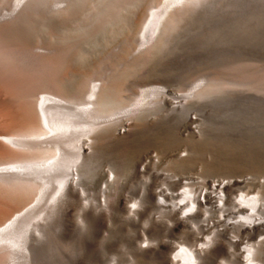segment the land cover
I'll use <instances>...</instances> for the list:
<instances>
[{
	"label": "bare ground",
	"instance_id": "bare-ground-1",
	"mask_svg": "<svg viewBox=\"0 0 264 264\" xmlns=\"http://www.w3.org/2000/svg\"><path fill=\"white\" fill-rule=\"evenodd\" d=\"M86 1L11 0L10 8L0 12L5 32L0 35V77L48 67L39 65L46 54L13 44L10 37L29 35L35 20L46 15L69 18ZM136 1L110 0L101 13L98 9V17L111 22L122 7ZM182 22L186 25L179 27ZM177 25L174 31L179 32L168 39L173 46L168 49L166 36ZM140 32L141 53L164 54L168 49L166 54L178 57L180 48L192 46L198 64L206 57H235L234 63L225 77L205 74L180 95L155 85L121 101L106 97L105 84L93 83L81 103L63 94L37 97V124L5 137L28 153L0 161V189L11 197H35L0 222V264H86L84 259L92 256V233L104 226L130 253L122 256L129 264H264V179L253 183L252 176L241 175L209 180L165 172L156 185L160 175L151 167L156 159H142L145 151L132 153L144 137L162 134L171 124L180 130L199 120L194 109L210 112L203 129L192 127L198 134L215 139L264 135V96L258 93L264 90V79L255 78L256 65L242 63V55L258 57L261 50L255 47L264 44V0H161ZM249 73L256 75L253 80ZM237 87L244 90L229 89ZM19 99L20 109L30 110L28 96ZM183 158L180 168L185 170L188 161ZM97 160L111 164L112 183L95 192L84 180L98 172ZM123 160L124 170L118 168ZM221 166L226 164L215 162L207 173L222 174L226 168ZM137 174L145 177L134 196L138 189L132 191L131 183ZM125 226L131 233L125 234ZM163 230L179 232L180 242L162 236Z\"/></svg>",
	"mask_w": 264,
	"mask_h": 264
},
{
	"label": "rangeland",
	"instance_id": "rangeland-1",
	"mask_svg": "<svg viewBox=\"0 0 264 264\" xmlns=\"http://www.w3.org/2000/svg\"><path fill=\"white\" fill-rule=\"evenodd\" d=\"M109 1L87 0L69 18L58 17L50 19V17H46L48 15L44 16V19L37 18L35 20L36 25L34 24L32 27L34 30L30 29V34L27 33L31 35L34 32L31 37L26 34H20V37L15 38L13 35L10 37V40L14 42L13 44L29 49L37 47L42 55L46 54L42 57L40 56L39 65L40 67L48 65V67L40 68L41 71L40 69H35L32 73L21 71L20 74H17L18 76L5 75L4 77H0V161L9 160L28 153L26 148L8 143L5 137L14 131L27 128L30 126L29 124H37L35 101L42 94H63L65 95L64 97L72 98L75 102L80 100L77 103H81L83 102L82 97L85 94L86 87H89L93 83H99L105 84L103 87H106L104 90L107 93L106 97L113 95L116 98L115 100L120 98L121 101H128L139 90L155 85H165L172 93L180 95L187 93L189 86L205 74L225 77L224 75L227 72H224L227 70V67L230 66L229 64L232 65L234 63L235 57L233 60L230 57L232 61L229 58L225 61H212L209 57H206L205 59L208 58V61L204 59V63L198 64L196 47L192 46L180 48V58L174 54H166L169 48H173L169 40L179 32L178 29L176 30L178 32L174 31L178 28L179 24L173 28L172 33L170 32L169 35L171 37L169 35L166 36L169 42L168 45L172 46L165 45V47H169L168 49L166 48L167 50H164V54L166 55L161 53L162 51L141 53L137 42L141 37L140 31L145 17L151 8L157 6L161 0H137L136 3L129 2V5L126 4L116 13L114 20L105 23L103 22V18L100 19L98 15L101 16V11L104 10L105 5ZM10 5L11 0H0V12L2 10L7 11ZM182 25H186L185 22H182L179 27H183ZM182 29L180 28V31ZM4 34V28L0 26V35L4 37ZM258 46L260 45L257 44V47H255L261 50H259L260 53H257L259 56L256 54L258 57L255 54H252V57H249L251 56L249 54L242 55L243 57L245 56L244 58L239 57V59L245 60L242 61L240 59L242 63L253 64L252 66L256 65L257 69L250 71L258 72L259 76L254 75V72L249 73V80H253L254 77L251 76L264 79V44L260 48ZM47 48L52 49L53 52L50 54L44 53V49ZM247 50L250 49L247 48ZM236 59L238 60V57ZM177 69L180 70L177 71ZM229 89L235 91L244 90V87ZM258 93L264 96V90L262 92L260 90ZM23 94L28 96L30 104V110L27 112H23L19 106V97L23 96ZM194 111L197 115L199 114L197 117L199 120H196V123H188L180 130L176 125L172 126L171 124V126H167V130L162 134H151L148 137L142 138L141 144L137 145V148L132 149V153L135 155L145 151L146 155L144 154L142 159L145 157L147 159H156L155 164L151 166L160 175V178L156 181V185L160 184L162 174L165 172H169V174L186 172L187 175L208 178L209 180L246 175V177H253V183L263 181L264 135L251 137V135L246 134V136L244 135L245 137L237 136L233 139H215L214 137L198 134L192 127L196 124L200 128L204 127L201 124H204V121L210 118V112L207 113V110L206 113H203L197 109H194ZM238 130L240 132L239 128ZM181 158L188 161L186 162L185 170L180 168ZM97 161L95 167H98V172L93 171V175L90 173L89 176L87 174L89 178L86 177L87 179H85L88 182L84 180V184L92 185V190L95 192L104 188L106 186L105 183L107 185L112 183L111 175H109L111 164L105 160L100 161L101 164L99 160ZM125 162L123 160V165L121 166L122 163L119 164L118 168L124 170L126 168ZM153 162L154 160L152 164ZM215 162L226 164L224 166L226 170L223 169L221 171L223 172L222 174L213 175L207 173L208 166L210 167ZM231 164L233 165L232 167ZM216 170L221 169L217 168ZM142 176L141 174H137L136 180L133 182L134 184L131 183V187L134 186L131 188L132 191L138 189V182L145 177ZM1 192L0 189V222L35 197L30 195L23 198L13 196V198L9 194H4L3 192L2 194ZM139 192L138 189L134 196L138 195ZM130 194L127 193V196L129 197ZM104 227L97 228L92 233V256L86 257L84 259L85 263L107 264L111 260H115L116 262L129 264L127 262L129 259L125 261L124 259L127 255V257H130V253L124 251L127 249L119 243L117 238L114 237L112 239L109 230L105 228L107 230L104 231ZM128 228L125 226V234L131 233L130 228ZM163 233L164 230L161 232V235ZM164 236H167V239L180 242L179 232L168 233L166 231ZM110 238L112 241H108ZM142 246L145 248V245ZM106 248L107 251L105 252L104 249ZM121 248L122 250H120ZM124 254L125 257H122ZM120 257L121 260L119 259Z\"/></svg>",
	"mask_w": 264,
	"mask_h": 264
}]
</instances>
